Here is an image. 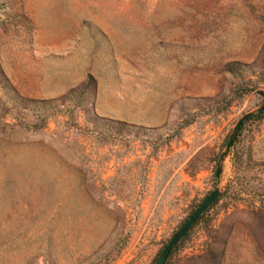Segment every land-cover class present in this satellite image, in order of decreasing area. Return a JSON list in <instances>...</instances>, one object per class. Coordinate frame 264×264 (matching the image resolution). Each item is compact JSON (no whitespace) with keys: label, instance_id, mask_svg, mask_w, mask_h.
Returning <instances> with one entry per match:
<instances>
[{"label":"rangeland","instance_id":"obj_1","mask_svg":"<svg viewBox=\"0 0 264 264\" xmlns=\"http://www.w3.org/2000/svg\"><path fill=\"white\" fill-rule=\"evenodd\" d=\"M263 106L264 0H0V264H157L215 188L165 264H264Z\"/></svg>","mask_w":264,"mask_h":264},{"label":"water","instance_id":"obj_2","mask_svg":"<svg viewBox=\"0 0 264 264\" xmlns=\"http://www.w3.org/2000/svg\"><path fill=\"white\" fill-rule=\"evenodd\" d=\"M264 112V106L261 107L257 113H262ZM256 113L251 112L245 114L240 120L235 124L228 142L226 144L225 150L220 154L219 159L217 161L216 169H215V174L216 177L219 176L220 174V166L221 163L223 162V159L227 156L229 153L230 148L232 147L234 140L236 138V135L240 129V127L244 124L246 120L249 118L253 117ZM220 194V191L218 188H215L203 201L202 203L197 207V209L188 217V219L183 223V225L180 227V229L171 237V239L168 241L166 246L161 252V255L158 259L157 264H165L168 256L171 252V250L184 238V236L189 232L191 227L196 223V221L199 219V217L202 215L205 210L211 206L216 199L218 198Z\"/></svg>","mask_w":264,"mask_h":264},{"label":"trees","instance_id":"obj_3","mask_svg":"<svg viewBox=\"0 0 264 264\" xmlns=\"http://www.w3.org/2000/svg\"><path fill=\"white\" fill-rule=\"evenodd\" d=\"M264 115V112H262V113H259V114H257L256 116H255V118H260L261 116H263ZM243 126V125H242ZM242 126L240 127V129H239V131L242 129ZM238 131V132H239ZM237 136H238V133H237V135H236V138H237ZM235 138V139H236ZM234 143H235V140H234ZM234 143H233V145H234ZM232 145V146H233ZM255 196V197H254ZM254 196H252V198H257L256 200H258V202H259V208H260V211H261V216L260 215H257L258 216V218H259V221L261 222V227L263 228V230H264V191H263V193H260V194H258V195H254ZM219 199H220V195L218 196V198L216 199V201L211 205V206H213V205H215V204H217L218 203V201H219ZM211 206H209L206 210H205V212L211 207ZM205 212H203L202 213V215L199 217V219L196 221V223L197 222H199V220L203 217V215H204V213ZM195 223V224H196ZM194 224V225H195ZM193 225V226H194ZM192 226V227H193ZM191 227V228H192ZM188 234V233H187ZM187 234L184 236V238L187 236ZM183 238V239H184ZM182 239V240H183ZM179 244V243H178ZM177 244V245H178ZM176 247V246H175ZM175 247L171 250V252H170V254H169V256L172 254V252H173V250L175 249ZM168 256V257H169Z\"/></svg>","mask_w":264,"mask_h":264}]
</instances>
